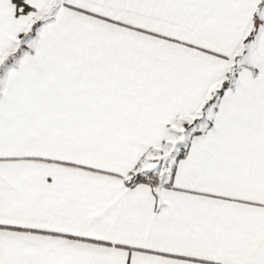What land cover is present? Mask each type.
<instances>
[{
	"label": "snow or ice",
	"instance_id": "1",
	"mask_svg": "<svg viewBox=\"0 0 264 264\" xmlns=\"http://www.w3.org/2000/svg\"><path fill=\"white\" fill-rule=\"evenodd\" d=\"M0 264H264V0H0Z\"/></svg>",
	"mask_w": 264,
	"mask_h": 264
}]
</instances>
